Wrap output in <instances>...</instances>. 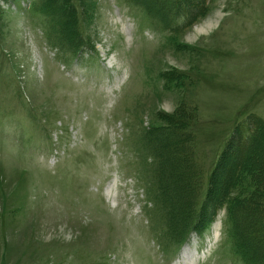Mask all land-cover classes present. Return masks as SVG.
Segmentation results:
<instances>
[{
    "label": "rangeland",
    "instance_id": "374dc122",
    "mask_svg": "<svg viewBox=\"0 0 264 264\" xmlns=\"http://www.w3.org/2000/svg\"><path fill=\"white\" fill-rule=\"evenodd\" d=\"M39 1L0 0V264H181L187 243V262L244 264L225 208L182 246L166 234L143 141L159 113L191 107L207 173L236 122L264 120V0H200L177 31L131 0H72L77 57Z\"/></svg>",
    "mask_w": 264,
    "mask_h": 264
},
{
    "label": "trees",
    "instance_id": "16d2710c",
    "mask_svg": "<svg viewBox=\"0 0 264 264\" xmlns=\"http://www.w3.org/2000/svg\"><path fill=\"white\" fill-rule=\"evenodd\" d=\"M131 1L172 31L184 26L173 21V17L191 14L201 3L200 0ZM35 6L46 17L56 45L74 50L73 54L78 50L76 55L85 47L76 31L77 11L72 0H40ZM175 77L171 75L169 80ZM171 83L177 86L178 81ZM196 117L194 109L182 105L173 113H159V120L144 135L143 143L157 159L153 179L158 199L165 208L166 234L174 237L177 244H183L193 231L210 226L218 210L225 208L235 253L244 264H264V160L255 162L247 158L260 133L264 155V120L251 116L236 122L208 172L202 173L196 163V138L186 127L187 120L194 121ZM250 154L254 156V152Z\"/></svg>",
    "mask_w": 264,
    "mask_h": 264
},
{
    "label": "bare ground",
    "instance_id": "6f19581e",
    "mask_svg": "<svg viewBox=\"0 0 264 264\" xmlns=\"http://www.w3.org/2000/svg\"><path fill=\"white\" fill-rule=\"evenodd\" d=\"M213 25H214V23H212V22L207 23V24H203L202 26H204V27H201V28L197 27L196 30H197V32H202V31L204 30L205 27L209 28V27H212ZM255 142H256V141H255ZM208 243H209V242H208ZM212 246H213V245H212L211 243H209V244L207 245V250L205 251V253L208 252L209 250H211L210 248H211ZM187 250H188V251H185V252H184L182 258L180 257V263H181V264H182V263L186 264V262H187V259H186V258H190V257H192V255H193V252L191 251L190 247H188ZM195 251H196V248H195ZM202 257H203V256H202ZM185 259H186V260H185ZM190 259H192V258H190Z\"/></svg>",
    "mask_w": 264,
    "mask_h": 264
},
{
    "label": "crops",
    "instance_id": "0c3cea01",
    "mask_svg": "<svg viewBox=\"0 0 264 264\" xmlns=\"http://www.w3.org/2000/svg\"><path fill=\"white\" fill-rule=\"evenodd\" d=\"M5 264V263H4Z\"/></svg>",
    "mask_w": 264,
    "mask_h": 264
}]
</instances>
